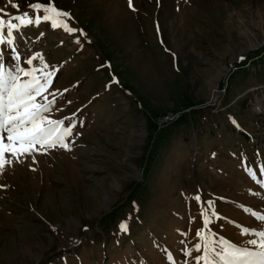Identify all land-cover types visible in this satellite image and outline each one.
<instances>
[{
    "label": "rangeland",
    "instance_id": "374dc122",
    "mask_svg": "<svg viewBox=\"0 0 264 264\" xmlns=\"http://www.w3.org/2000/svg\"><path fill=\"white\" fill-rule=\"evenodd\" d=\"M37 2L50 0H0V16H43ZM54 5L82 31L33 23L14 32L19 61L0 54L41 68L26 64L40 53L56 70L49 115L75 125L71 150L37 145L0 174V264H197L208 201L221 217L210 210L208 229L253 247L242 228L264 231L252 215L264 214V0Z\"/></svg>",
    "mask_w": 264,
    "mask_h": 264
},
{
    "label": "snow or ice",
    "instance_id": "6c2138e0",
    "mask_svg": "<svg viewBox=\"0 0 264 264\" xmlns=\"http://www.w3.org/2000/svg\"><path fill=\"white\" fill-rule=\"evenodd\" d=\"M129 6L132 7V0H129ZM16 7L19 6L16 5ZM29 7L34 10L43 9L44 15H37L33 19L25 12L7 20L0 16V45L8 47L12 51L13 60L21 59V54L14 46L16 41L14 32H19L22 27L33 23L39 25L41 22H50V26L54 30L62 27L70 34L82 31L69 26L63 18L71 19V14L56 8L54 0H50L48 5L37 2ZM38 58L43 64L41 68H25L20 64L9 67L3 62L2 54H0V174H3L6 167L11 166L14 161L22 162L20 160L22 156L31 157L35 161L33 153L39 151L37 145L45 150L56 146L71 150L66 138L72 136L75 125L65 126L64 120L52 119L49 115L57 102V93L48 92L56 70L46 71L49 66L40 53L27 58L26 64L32 66ZM49 95L52 96V99H49ZM6 154L10 158H6ZM249 173L253 177L256 175L251 169H249ZM0 187L5 186L0 185ZM194 199L199 203L201 197L196 195ZM207 204L208 208L201 211L204 227L198 229L196 233L203 241V244L195 245L196 251L203 249V254L195 258L197 264H200L201 261L203 264H264V231L257 232L256 229L242 228V233L252 232L257 237V239L247 241L248 245L253 246L251 248L240 246L223 236L217 238V234L208 229V225L212 223L209 211L211 210L212 216L221 217L215 211L213 201H208ZM244 210L251 211L248 208ZM252 215L264 221V214L253 212ZM120 228L126 231L127 223L122 222ZM183 251L186 256H190L192 253V250L187 248ZM167 259L172 264H177L171 253L167 254Z\"/></svg>",
    "mask_w": 264,
    "mask_h": 264
},
{
    "label": "built area",
    "instance_id": "2783aa9c",
    "mask_svg": "<svg viewBox=\"0 0 264 264\" xmlns=\"http://www.w3.org/2000/svg\"><path fill=\"white\" fill-rule=\"evenodd\" d=\"M180 115H181V112L180 111H175V110L167 111L166 113H164L160 117V122H167L169 120L176 119Z\"/></svg>",
    "mask_w": 264,
    "mask_h": 264
},
{
    "label": "trees",
    "instance_id": "16d2710c",
    "mask_svg": "<svg viewBox=\"0 0 264 264\" xmlns=\"http://www.w3.org/2000/svg\"><path fill=\"white\" fill-rule=\"evenodd\" d=\"M6 64V63H5ZM7 66H9L8 64H6ZM202 131V130H201Z\"/></svg>",
    "mask_w": 264,
    "mask_h": 264
}]
</instances>
